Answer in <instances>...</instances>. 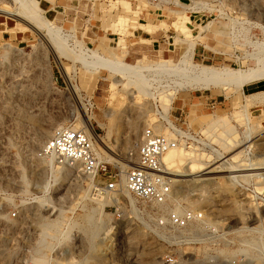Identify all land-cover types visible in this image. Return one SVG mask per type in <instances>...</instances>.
<instances>
[{"label":"rangeland","instance_id":"1","mask_svg":"<svg viewBox=\"0 0 264 264\" xmlns=\"http://www.w3.org/2000/svg\"><path fill=\"white\" fill-rule=\"evenodd\" d=\"M26 2L43 20L37 30L3 12L19 3L0 0V264H264V90L254 89L264 80V0H194L186 10L177 0ZM117 60L142 73L113 98L115 75L98 66ZM195 64L263 77L206 86ZM84 115L113 178L39 155L54 128H83ZM147 127L191 131L163 158L187 174L172 175L165 204L124 188ZM224 160L231 170L203 175ZM172 209L195 219L162 223ZM45 222L56 225L45 233Z\"/></svg>","mask_w":264,"mask_h":264},{"label":"built area","instance_id":"2","mask_svg":"<svg viewBox=\"0 0 264 264\" xmlns=\"http://www.w3.org/2000/svg\"><path fill=\"white\" fill-rule=\"evenodd\" d=\"M92 112L94 107H91ZM178 133L180 138H173L168 134L156 132L153 127L144 129L136 151L130 153L135 158V165L131 166L124 175V188L135 198L153 204H165L171 199L173 178L164 170L163 155L179 146L181 140L190 144L187 134L191 131ZM42 158H52L61 166L78 167L86 176L94 179L100 173H109L107 164L102 160L93 137L83 128H75L70 124L54 128L50 138L46 140L39 151ZM115 183L109 187L114 190ZM195 219L191 210L179 211L172 209L165 219L160 221L176 227L184 228Z\"/></svg>","mask_w":264,"mask_h":264},{"label":"bare ground","instance_id":"3","mask_svg":"<svg viewBox=\"0 0 264 264\" xmlns=\"http://www.w3.org/2000/svg\"><path fill=\"white\" fill-rule=\"evenodd\" d=\"M15 1L20 4V8H19L18 11L11 12L10 10H6V11H3V12H6L7 14H10V15H14V17L16 16V17H18L20 19L23 18L24 21L30 26V28H32L34 30H37L34 24H40L41 22H43V20L38 19V16H37V14L35 12L34 6H32L31 4H29L28 2H26L27 0L26 1H24V0H15ZM36 4H38V3H36ZM177 14H179V16L182 18V13L181 12H178ZM52 32H54V31L52 30ZM52 38L54 39V41H55L56 44H58V45L61 44V41L59 40V38L56 37L55 33H52ZM61 52L63 54H67L68 55V51L65 48H62V51ZM7 53H9V52H7ZM95 66H97V65H95ZM158 66H160V64H158ZM194 67H195L196 70L199 71L200 74L204 75L207 78L206 83H205L206 86H208L209 84H215V85H219V84L220 85L221 84H224L225 85L226 84L227 85V84H229V82H232L230 84H233V82H236V83H245V82H250V81L256 80L258 78H261V76H262L261 75L262 72H259L260 69H258L259 71L258 70L255 71L254 70L256 67L253 68V71H248L249 69L247 71L246 70L245 71H243V70L240 71V70H235V69L228 70V69H226L227 67L226 68L224 67L226 70L221 71L217 67H214V66H211V65L209 66V65H199V64H195ZM98 68H102V69L106 70L107 72L111 73L112 75H115V77L112 79V83H111V86H110L111 89L114 92L113 93V98L119 97V94L118 93L121 92V91H119L118 86L122 83L123 78L127 77L131 72H134L137 77H140V75L142 73V72L140 73V70H141L140 67H137V66L128 64V63H126L124 61L123 62L122 61H118V60L116 62H114V63L102 64L101 66H98ZM250 70H252V69H250ZM203 78L204 77H202V79ZM198 79L200 80V78H198ZM241 86H242V84H241ZM129 95L132 96V97L135 96L133 94H129ZM250 96L251 95L249 94L248 97H250ZM175 97H176V95H175ZM114 114L115 113H113V111H108L106 113V116L113 117ZM163 117H164V119L167 120L168 123L172 124L171 123L172 120L170 119V117H169V115H168V113L166 111L165 112L163 111ZM82 121L85 124V126H83V129L88 134H90L93 137L94 142L103 141L102 139L97 138V135H96L97 133L94 132L95 129H94V127L92 125V121H91V119H90V117L88 115H84ZM172 150H174V149H171L168 152H170ZM168 152H166L163 155V157H162V163H163L164 156ZM108 153L110 154V152H108ZM112 155H109V157L114 158V157H112ZM47 159H50V160L53 161L52 158H47ZM231 165L232 164L228 163V160H224V163L223 164L218 165V166H215L213 169L209 170L208 172L204 173L203 175H210L211 173H218V174L223 173L226 170H231L233 168V166H231ZM127 167H129V165ZM69 168H78V167H69ZM164 170H165L166 173L170 174V176L172 178H174L172 176L174 174L175 179H180L178 177L187 175V174L176 173V172L175 173H172L165 166H164ZM188 175H194V173H189ZM111 199H112V201H115L116 200V197L112 195L111 196ZM45 223H47V222H45ZM55 225H56V223H47V224H45L44 225V228H43L44 231H45V233H47L48 231L52 230L53 227H55Z\"/></svg>","mask_w":264,"mask_h":264},{"label":"crops","instance_id":"4","mask_svg":"<svg viewBox=\"0 0 264 264\" xmlns=\"http://www.w3.org/2000/svg\"><path fill=\"white\" fill-rule=\"evenodd\" d=\"M187 1H190L191 3H187ZM173 4H175L178 7V9H175V10L193 9L192 6L194 4V0H177V2L176 3L174 2ZM190 6L192 8H190ZM175 10L173 9V11H175ZM191 16H192V14H191ZM152 40H151L152 44H153V46H155L156 45V41H158V39H152ZM118 43L119 42H116V45L115 46H111V48H115L118 45Z\"/></svg>","mask_w":264,"mask_h":264},{"label":"trees","instance_id":"5","mask_svg":"<svg viewBox=\"0 0 264 264\" xmlns=\"http://www.w3.org/2000/svg\"><path fill=\"white\" fill-rule=\"evenodd\" d=\"M257 88V89H256ZM256 88H254L255 90H258V89H263L264 90V80L262 81H259L256 85Z\"/></svg>","mask_w":264,"mask_h":264}]
</instances>
